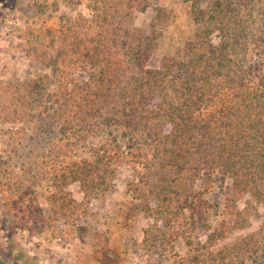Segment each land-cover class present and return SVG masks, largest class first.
Here are the masks:
<instances>
[{"label": "rangeland", "instance_id": "rangeland-1", "mask_svg": "<svg viewBox=\"0 0 264 264\" xmlns=\"http://www.w3.org/2000/svg\"><path fill=\"white\" fill-rule=\"evenodd\" d=\"M258 10L248 7L244 39L232 36L216 51L223 71L209 63L213 82L202 89L216 94L194 110L209 134L181 136L165 98L148 93L156 113L130 125L147 109L144 91L127 118L109 89L121 88L122 77L98 96L94 76L127 67L125 48L114 45L124 37L120 25L138 36L151 31L159 44L144 73L193 53L186 45L198 36V49L207 40L220 48L217 22L208 37L198 35L191 1L0 0V264H264ZM109 110L120 121L103 131ZM79 116L91 130L65 133L67 119L76 127Z\"/></svg>", "mask_w": 264, "mask_h": 264}, {"label": "trees", "instance_id": "trees-1", "mask_svg": "<svg viewBox=\"0 0 264 264\" xmlns=\"http://www.w3.org/2000/svg\"><path fill=\"white\" fill-rule=\"evenodd\" d=\"M136 1L138 2V4H141V0H136ZM189 1H191L194 21L199 25L202 24L203 26V29L198 32L199 33L198 35H207L208 37L209 35L208 33H211L209 29H211L212 26H214L213 24L216 22L217 24H219L218 29L220 30L221 38H222L220 48L213 46L209 42V40H207V43H205L206 46L204 51L202 49H198L199 45L201 44L198 43L199 39H201V36L197 35L198 40L196 42L194 43L189 42L186 45V48H191L189 50H192L193 53L191 52L186 55H182V53L179 52L176 55L177 57L165 58L163 60L164 62L162 68L159 69L158 71H152V72L149 71V73L148 72L144 73L143 71L144 68L140 69V66L148 58L147 52L149 53L150 47L151 49L152 47L158 48L159 44L152 42L154 38L152 37L151 31H147V32L143 31L142 36H138V32L140 31L137 30L136 32V29L129 30L127 26H125L124 28L123 25H120L119 31L120 30L123 31L125 38L121 37V40L114 41V45L116 47L117 46L120 47L121 45L123 48H125L127 67L124 69L122 67H118L117 69L113 68L114 75L109 76L107 72H103L100 77L94 76V80L96 79L95 81L99 85L98 90L100 91V94H98V96L103 94L102 93L104 92L103 86H106V81L111 82V84L113 85L114 76L115 78L117 76L122 77V79L118 81V83L121 85V88L119 89L113 88L111 85H109V83L108 85L109 87L110 86L112 87V88L110 87L109 89H111V94L114 91L116 100L117 98H120L119 99L120 101L119 100L116 101L115 104L116 106L122 107V110L127 115V118H129V116L135 117L139 112L140 108L138 107L136 97L140 92L144 91V96H142V98L144 99L142 100L144 101L147 100L146 103L147 109L143 108L142 111L147 114H145L144 116L142 112V114L139 115L138 118L131 119L132 121L128 123L130 125L134 122L133 120H136L138 122L140 121L146 122V120L148 121V119L151 118L156 113L155 110L149 109L148 107L153 102V98L150 96V94H152V96L158 94L160 99L165 98L164 105L168 104L167 115L170 116V118L172 119H175V116H179L182 120L181 125L178 127L179 131L174 133V135H181V136L196 135L195 132H197V129H198L197 135L209 134L208 133L210 130L209 125L207 126V124L204 123V120H202V122H198V120L195 119L194 110H196V108L199 109L202 108V105L207 104L208 101L207 98H210L211 96H215L216 94L213 93V95H210L209 97L207 96L206 92L202 89L206 86V84L209 83L211 84L213 82L212 81L213 79L211 78L212 73H210V70H214L215 66L213 67L209 63L215 60L218 63L216 68V70L218 71H223V69L225 68V59L223 57L216 58L215 57V55H217L216 51H218V49L225 51L228 46L229 39L232 38V36L237 40H241L242 38L244 39L247 36L245 14L252 13L248 11V7H253V8L259 7V10L257 11L258 13H255V15H258L259 18L263 20V23L260 26V28H263L260 41L264 43V1L262 0H189ZM134 8L135 10L139 9V7H134ZM245 10L247 12H245ZM115 12L116 14H119V11H117V9L115 10ZM126 15L129 18H133L135 13L132 11V9H130L129 11L128 10L126 11ZM114 33L117 34L116 37H118V35L120 34V32H114ZM86 56L90 57V55H86ZM200 64L207 65L203 73H200L199 69H195V67L198 65L200 67ZM261 64L262 62H259V64L252 65V67L254 66V69L258 70L261 67ZM138 66L139 68H137ZM218 74L220 75V73ZM256 76L257 74L255 72V75H252V77H256ZM128 79L130 80V83L134 82L135 87L134 86L130 87V85L128 87H123L121 83H123V81H129ZM261 79L264 81V76L261 77ZM234 82L237 81L234 80ZM87 84L90 85L91 82H88ZM148 90H150V92H146ZM173 92H175V95ZM148 93L150 94L148 95ZM172 93H173V98H175V100L168 101ZM182 97L185 98L183 99V101L180 100ZM85 100H87V102ZM84 101L85 103H89L90 99L88 95L84 96ZM102 117L103 119L101 122L102 124L101 128L103 131H105L106 128H114L113 127L114 124L120 121L114 117V113L112 110H109L108 112L104 113ZM79 120H82L81 125H77L75 127V124H73L71 120L67 119L65 125L63 126L65 129V133L67 132L69 133L76 128L79 131L80 128L85 127V125L83 124H85L86 118L79 116ZM78 126L80 127L78 128ZM85 129L91 130V128L88 129L87 126L85 127ZM123 135H126L125 132L123 133ZM154 135H161V134L158 131L154 133ZM178 137L179 139H181L180 136Z\"/></svg>", "mask_w": 264, "mask_h": 264}]
</instances>
